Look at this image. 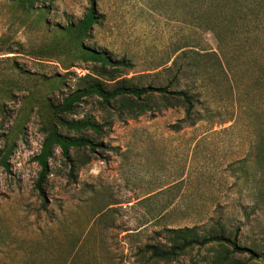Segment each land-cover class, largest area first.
<instances>
[{
  "label": "rangeland",
  "instance_id": "rangeland-1",
  "mask_svg": "<svg viewBox=\"0 0 264 264\" xmlns=\"http://www.w3.org/2000/svg\"><path fill=\"white\" fill-rule=\"evenodd\" d=\"M93 1L101 19L79 38L69 26ZM82 46L129 66L103 70ZM122 79L185 92L191 111L158 94L135 118L96 96L55 110ZM61 117L102 130L71 131ZM51 133L101 146L71 149V162L54 146L44 208L35 157ZM184 227L264 255V0H0V264L262 263L217 244L170 262L141 254ZM86 230L99 234L83 240Z\"/></svg>",
  "mask_w": 264,
  "mask_h": 264
},
{
  "label": "trees",
  "instance_id": "trees-1",
  "mask_svg": "<svg viewBox=\"0 0 264 264\" xmlns=\"http://www.w3.org/2000/svg\"><path fill=\"white\" fill-rule=\"evenodd\" d=\"M37 0H20V3L25 8H32ZM101 16L97 12L94 1L91 3L90 8L76 25H70L69 29L76 33L79 38L85 37L93 26L99 23ZM82 59L92 61L100 64V68L106 70L108 66H124L128 67V63L124 60L113 61L111 55L106 52L97 51L91 48L81 47ZM218 58V56H217ZM158 95H171L182 97L188 107L187 113L191 111V101L185 92L169 91L168 87H155L152 85L139 86L132 84L131 79H122L112 89H107L101 83H94L88 87H83L70 94L63 102L55 107V110L60 113L73 112L75 105L80 103L86 97L96 96L101 99V103L110 106L112 102L119 103L122 112H127L131 118H135L145 114L150 110L149 99ZM61 123L68 130L82 132L83 130L90 129L95 133L102 130V124H99L91 118L80 120H67L61 117ZM59 146L62 155L65 159L71 162L70 150L89 148L95 151L101 145L95 143L92 139L85 136H69L51 133L46 136L42 143L40 153L35 157V161L40 166V172L35 183V190L39 198L42 200L43 207L46 208L50 203L48 193L46 190V183L50 174L48 160L52 157L54 146ZM166 242L153 243L145 245L141 249V254L148 255L157 262H170L177 259L180 255L186 253L194 247L203 248L206 246L217 245H230L232 253L248 254L250 258L261 259V264H264V255L258 256L254 250L241 246L236 237L231 238L226 236L224 232L201 234L198 227H184L179 229L168 228L165 230Z\"/></svg>",
  "mask_w": 264,
  "mask_h": 264
},
{
  "label": "crops",
  "instance_id": "crops-1",
  "mask_svg": "<svg viewBox=\"0 0 264 264\" xmlns=\"http://www.w3.org/2000/svg\"><path fill=\"white\" fill-rule=\"evenodd\" d=\"M98 234H99L98 231H94V230H93V231H89V230H86V231L84 232V234H82V237H81V238L84 240L85 238H87V237H89V236H91V235H92L93 237H96ZM83 240H82V241H83ZM82 241H81V243H82ZM81 243H80V244H81ZM77 248H79V247H77ZM77 248H76V249H77ZM25 260H27V259H25ZM82 262H84V263H85V262H89V259H87V258L82 259Z\"/></svg>",
  "mask_w": 264,
  "mask_h": 264
}]
</instances>
